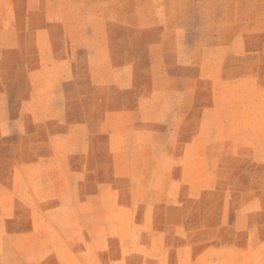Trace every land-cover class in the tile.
<instances>
[{
	"label": "rangeland",
	"instance_id": "obj_1",
	"mask_svg": "<svg viewBox=\"0 0 264 264\" xmlns=\"http://www.w3.org/2000/svg\"><path fill=\"white\" fill-rule=\"evenodd\" d=\"M0 264H264V0H0Z\"/></svg>",
	"mask_w": 264,
	"mask_h": 264
}]
</instances>
